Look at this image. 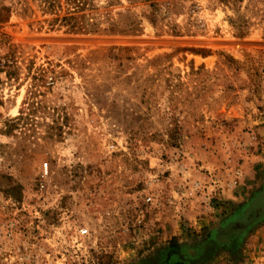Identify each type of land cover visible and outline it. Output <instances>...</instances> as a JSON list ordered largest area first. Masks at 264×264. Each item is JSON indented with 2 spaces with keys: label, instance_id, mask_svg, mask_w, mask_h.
Here are the masks:
<instances>
[{
  "label": "rangeland",
  "instance_id": "rangeland-1",
  "mask_svg": "<svg viewBox=\"0 0 264 264\" xmlns=\"http://www.w3.org/2000/svg\"><path fill=\"white\" fill-rule=\"evenodd\" d=\"M45 1L0 0V264L263 258L197 263L264 191V0Z\"/></svg>",
  "mask_w": 264,
  "mask_h": 264
},
{
  "label": "trees",
  "instance_id": "trees-1",
  "mask_svg": "<svg viewBox=\"0 0 264 264\" xmlns=\"http://www.w3.org/2000/svg\"><path fill=\"white\" fill-rule=\"evenodd\" d=\"M89 0H46L42 12L54 14L56 18L52 21L55 26L67 28L71 33H98L99 30L90 16L78 15L79 11H85ZM91 2V0L89 1ZM63 13V16L60 14ZM0 19V23H2Z\"/></svg>",
  "mask_w": 264,
  "mask_h": 264
},
{
  "label": "water",
  "instance_id": "water-1",
  "mask_svg": "<svg viewBox=\"0 0 264 264\" xmlns=\"http://www.w3.org/2000/svg\"><path fill=\"white\" fill-rule=\"evenodd\" d=\"M264 218V191L250 204L242 218L217 231L215 240L211 241L197 260V263L212 261L219 246L232 236L242 235L250 227Z\"/></svg>",
  "mask_w": 264,
  "mask_h": 264
},
{
  "label": "built area",
  "instance_id": "built-area-1",
  "mask_svg": "<svg viewBox=\"0 0 264 264\" xmlns=\"http://www.w3.org/2000/svg\"><path fill=\"white\" fill-rule=\"evenodd\" d=\"M46 173H47V171H46ZM261 258V257H260ZM258 258L257 259V261L255 262V263H253V264H264V257L263 258ZM260 259V260H259ZM259 260V261H258Z\"/></svg>",
  "mask_w": 264,
  "mask_h": 264
}]
</instances>
